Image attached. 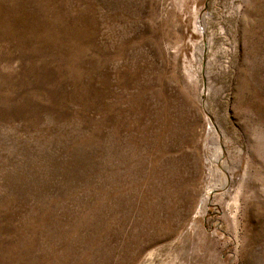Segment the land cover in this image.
<instances>
[{
	"label": "rangeland",
	"instance_id": "obj_1",
	"mask_svg": "<svg viewBox=\"0 0 264 264\" xmlns=\"http://www.w3.org/2000/svg\"><path fill=\"white\" fill-rule=\"evenodd\" d=\"M0 264H264V0H0Z\"/></svg>",
	"mask_w": 264,
	"mask_h": 264
}]
</instances>
